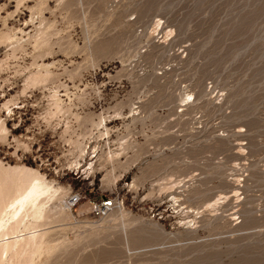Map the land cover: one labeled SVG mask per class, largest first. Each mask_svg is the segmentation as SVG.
Listing matches in <instances>:
<instances>
[{"label":"rangeland","instance_id":"374dc122","mask_svg":"<svg viewBox=\"0 0 264 264\" xmlns=\"http://www.w3.org/2000/svg\"><path fill=\"white\" fill-rule=\"evenodd\" d=\"M0 164L63 196L14 264H264V0H0Z\"/></svg>","mask_w":264,"mask_h":264},{"label":"bare ground","instance_id":"6f19581e","mask_svg":"<svg viewBox=\"0 0 264 264\" xmlns=\"http://www.w3.org/2000/svg\"><path fill=\"white\" fill-rule=\"evenodd\" d=\"M62 199L59 188L36 169L0 164V264H14V258L33 253L43 245L45 232L38 228L51 214L64 210ZM29 261L25 259L21 264Z\"/></svg>","mask_w":264,"mask_h":264},{"label":"built area","instance_id":"2783aa9c","mask_svg":"<svg viewBox=\"0 0 264 264\" xmlns=\"http://www.w3.org/2000/svg\"><path fill=\"white\" fill-rule=\"evenodd\" d=\"M82 201L83 195L80 192L73 194L69 198V203L71 204L72 208L79 205ZM116 201V199H108L106 197L101 198L99 201H91L90 210L95 217L104 218L111 213L117 204Z\"/></svg>","mask_w":264,"mask_h":264}]
</instances>
